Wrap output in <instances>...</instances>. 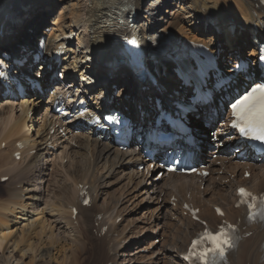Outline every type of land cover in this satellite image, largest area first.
<instances>
[{
  "label": "bare ground",
  "instance_id": "bare-ground-1",
  "mask_svg": "<svg viewBox=\"0 0 264 264\" xmlns=\"http://www.w3.org/2000/svg\"><path fill=\"white\" fill-rule=\"evenodd\" d=\"M18 1L23 3L18 4L20 3ZM146 1L148 0H89L90 3L86 4L82 14L74 12L73 23L69 25L65 21L67 17L64 13L56 12L57 14L53 16V9H51L47 0H0V3L13 2L18 4L16 5V11L19 13L13 16L17 12H10L8 15L0 17V49L8 48L15 43L18 44L19 35H29L31 38L35 37L38 34L35 26L51 18L50 28L52 30L55 29V32H57L54 40L57 43L68 44L67 48L72 47L73 51L72 62L68 61L71 55L64 57L65 61L62 63V66L65 68L71 62L73 70L76 73L80 74L79 72L81 71V77L89 75L90 71H92V73H95L99 77V87H103L109 85V83L102 85V83L108 82L107 72L100 73L98 70H94L98 68H93V65L91 66L89 61H94L98 56L97 49L100 48L102 36L97 34L99 32H97L98 29L95 27V24L97 20L105 16V13H112L114 16L120 15L128 22L127 13L120 11V9L122 7L136 6L137 9L141 8L142 10L139 16L143 15L145 10L148 14L149 21L147 23L144 21L139 23L136 19L138 27L141 28L145 36L162 34L167 30H172L177 34L183 35L185 38L201 41L208 46L210 44L218 47V43H221L220 48L224 49V54H230L231 57L235 53H240L244 47L249 46L248 36L252 34L251 22L262 20L260 15H253L258 0H175V2L172 1L174 2L172 4L182 10L183 16H181V19L175 18L180 14V10H178L169 19L163 20L161 17H158L160 22H154L153 20L156 17L153 16L154 13L156 12L159 15L161 13L160 8L162 5L165 8L168 0H150L149 7L144 8L143 6L146 4ZM263 9V7H260L256 10L262 11ZM148 10H153V13H148ZM119 11L120 13L118 14ZM209 12H216L219 15L220 20L217 22L218 24L215 28L220 32L217 34L209 31V29L206 30V24L209 20L205 22L203 17ZM25 15H28V19L25 18L22 23L15 21L17 16L23 17ZM39 16H41V19H38ZM44 18L45 20L43 21ZM159 26L160 28H157ZM27 27L34 29L28 34L26 32ZM72 35L77 38V43L75 42L76 46L73 44ZM48 39V43L53 45L54 43L51 39ZM249 49L251 51L250 56L255 57L256 50ZM80 62L88 64L85 70H83ZM39 65L42 64L40 63ZM172 66L169 62L164 61L157 65L156 69L160 72L163 69H165V72H169ZM121 73L125 74L126 85H129L132 80L128 77L127 70L121 68L114 75L117 77ZM172 78L175 79V77ZM71 84L72 81L69 85ZM140 84L147 85L142 81H140ZM178 84L175 80H171L167 86L159 85L161 87L159 94L166 99V90H169V92H178L179 97H182L187 89L179 87ZM94 87L92 86V88ZM164 87L166 89H163ZM127 88H124L123 91L127 92L129 89ZM95 90L97 89H92V95L95 100H98L100 95L98 92H94ZM145 95V92L137 93L138 102L143 106V115L141 116L139 111L133 108L135 117L138 118L141 124L149 120L147 117L148 110L145 107L147 103L146 99L141 98V96ZM32 102L34 105V100L26 97L18 100L15 99L14 101L0 98V145L4 144L3 147L0 146V178L7 176V179L4 181L5 200L3 199L4 201L0 202V264H11L10 261L13 259V256L10 258L5 257L6 259L3 257L5 249L8 250V248L12 247V251L15 250L20 254V257H24L29 253L33 255L35 251L37 254L41 248L40 246H35V242H33L34 244L31 242L21 243L20 237H17L19 240L14 239L12 246L7 247V239H9L8 237L11 235V232L6 233L4 227L17 217H20L18 213H21L26 208L21 194L26 191L27 198L36 199L34 200V203H36L38 199H41L40 190L44 182H46V187L49 186V183H53V190L49 191L48 195L44 196L43 199L48 210L59 218L57 220L59 226L54 222V224L52 223L53 225L50 227L51 232L46 237L49 246L45 244L40 249V253L37 256L42 260L38 264H50L51 261L55 264H118V262L119 264H136L137 261L139 262L138 264H143L144 260L152 264L157 260L158 255H155L157 249L154 250V243L147 239L145 232L148 234L158 233V217L154 212L156 210L160 211L161 208L168 210L169 220L171 216L174 217L171 222L176 226L177 234L180 235V241L178 243L176 241L172 242L171 248L166 249V252L165 249L160 251L159 256L164 258L168 263L185 264L180 258V254L185 251L190 241L189 239L193 236L194 232L202 227L200 224L191 221L188 213L177 207V204H166V199L168 200L171 196H174L177 200L182 201V199H185L189 195L191 201L200 209L199 216L205 220L211 223L219 222L220 217L215 215L213 206H222L225 209L226 217L232 222H236L239 211L232 206L236 198V187L244 185L255 192L264 189V159L253 163L248 161L240 163L236 154L231 153L228 155L229 153L226 150L218 151L220 154L207 163L209 173H211L215 169L214 161L218 160L220 162L219 168L215 169L216 176L219 178L220 197L212 204H209V202L206 204L203 201L204 193L203 189H200V185L205 181V185L209 186L214 177H206L205 180L204 178L199 180L198 177L193 175L179 176L168 174L166 177L161 176L159 182L146 180L143 183L145 176L134 167L139 159L135 149L127 148L126 150H121L112 147L107 142L99 143L87 132H71L67 130L68 136L58 137L55 145L52 144L50 148L35 147V153L29 155L28 150L33 147L30 145L31 139L28 134L30 128L29 124H27L29 121L27 119L28 113L32 108L30 106ZM131 104L133 105L134 103ZM35 105H37L36 102ZM116 105L117 103L115 102ZM209 111L210 108L207 107L199 109L197 113L203 118L206 117L205 115ZM226 129L227 121H221L214 130L218 134H222L226 132ZM36 134H39L38 128ZM18 140L23 146L28 144V147L27 149H20V158L14 160L12 154L18 150L15 148V143ZM72 143L75 145L72 146ZM196 145L198 147L196 149V157L203 160V157L207 154L204 153L205 144L200 140ZM213 149L214 147L211 146L210 150ZM70 150H74L75 153L73 154L75 156L79 155L81 158L70 160L72 162H69V167L66 169L65 165L67 161L64 164L62 161L64 158H71ZM79 151H83L87 155V157L84 155L86 158L85 163ZM48 160H50L51 164H47V167H45L44 164ZM245 164L249 166V178L242 177L243 166ZM53 165L60 167L63 171L62 176L55 175L54 178L53 175L50 176L53 171ZM83 166H86L85 171L81 174H75ZM229 166L231 168H228ZM238 168L240 169L239 172ZM46 177L47 179H45ZM227 178L228 182L221 184V181ZM114 181H121L120 186L116 189L111 186ZM79 185H87L92 193L93 202L90 207H82L79 204L80 201L77 196ZM152 195H155L154 200H151ZM139 196L140 199L137 202L134 201ZM159 198H161V202H158ZM145 200H149V202L151 200L154 206H140ZM127 202L129 204L131 202L132 208H136V205H138L143 210L139 223L130 219V212L133 209L131 211L126 210L128 208ZM73 206H75L78 212L75 219L71 218L72 213L70 212ZM100 214H102V217L98 218L97 215ZM117 218L121 220L116 222ZM26 225L24 226L26 227ZM105 225L107 226L106 231L103 234L99 233L101 227ZM37 226L39 225L37 224ZM29 227L31 226L29 225ZM29 230L30 228L27 229V234H29ZM22 232H20L21 235L24 234ZM246 232H251V234L243 238L236 252L237 255L230 260L229 264H264V227H250L245 229L243 234ZM36 235H39V233ZM21 238L23 237L21 236ZM35 247L38 248L34 250ZM173 249H175V253ZM65 250L68 255L66 257L62 256L60 259V255ZM77 254H79V258L81 259L77 258ZM46 256L48 259L46 258L47 260L44 261L43 257L45 258Z\"/></svg>",
  "mask_w": 264,
  "mask_h": 264
},
{
  "label": "rangeland",
  "instance_id": "rangeland-1",
  "mask_svg": "<svg viewBox=\"0 0 264 264\" xmlns=\"http://www.w3.org/2000/svg\"><path fill=\"white\" fill-rule=\"evenodd\" d=\"M47 1H49V4H50V7H51V9H53L52 10V12H53V16H54V14L56 15L57 13H64L65 14V16L67 17L66 18V23L67 24H72L73 23V14H74V12H78V13H80V14H82L83 12H84V9H85V6H86V4L89 2V0H47ZM150 0H148V1H146V4H145V8L146 7H149V5H150V2H149ZM172 1H174L175 2V0H168L167 2H166V4H165V8H163V5H162V7L160 8L161 9V13L158 15L156 12L154 13V17H155V20H153L154 22H160V20L158 19V17H161V19H163V20H166V19H169L170 18V16H172V14H175L176 13V11H178V10H180V8H178V7H175L172 3H174V2H172ZM176 1H181V0H176ZM56 2V3H55ZM148 2V3H147ZM60 3V4H59ZM90 3V2H89ZM176 10H175V9ZM55 9V10H54ZM174 10V11H173ZM71 11V12H70ZM173 11V12H172ZM57 12V13H56ZM73 12V13H72ZM153 13V10H148V13ZM72 13V14H71ZM181 16H183V13H182V10H180V14L179 15H177V17H175V18H180L181 19ZM41 16H39L38 17V19H41L40 18ZM50 19L51 18H48V20H45V18L43 19V23H40L38 26H35V28H38L37 29V31H38V34L39 33H43L44 32V29L43 28H45V27H50V25H51V21H50ZM157 19V20H156ZM137 21L139 22V23H142L143 21L144 22H148L149 20H148V14H147V11L145 10L144 11V13H143V15H140L139 16V18L137 19ZM196 24H199V23H196ZM79 25H81V24H79ZM200 25H202L201 23H200ZM157 28H160V26L159 27H157ZM56 30L54 29V30H52L51 32H49V33H46V36H48V38H50L51 39V41L52 42H54L55 40V37H56V35H57V32H55ZM71 38H73V44H75L76 45V43H77V38H76V36H74V35H72L71 36ZM76 42V43H75ZM246 48H248V47H245L244 48V50L246 49ZM73 59V58H72ZM85 63H83L82 64V66H83V68H85V66L86 65H84ZM98 72H100L101 73V71H100V69H98ZM105 72V71H104ZM123 73V72H122ZM120 74V75H118L119 76V80H117L116 82H114V83H117V82H119L120 84H119V87H121V89L122 90H124L123 88L126 86H124V82H125V84H127V80H125V74L123 75V74ZM123 78H124V80H123ZM127 87V86H126ZM125 87V88H126ZM129 88V87H128ZM139 92H144V91H142V90H139L137 93H139ZM35 102H36V104L37 105H35ZM40 101L39 100H34V105H33V102L30 104V106L31 107H35V108H37V109H33V114H32V116H31V132H33V128L35 129V127H37L38 126V121H39V126H40V122H41V115L40 116H38L39 118H38V120H36L37 119V114H39L40 112H41V109H42V103H41V105H40V107L38 108V103H39ZM31 110H32V108H31ZM33 118V119H32ZM201 118V117H200ZM214 123V121H211V123ZM210 123V124H211ZM220 123V122H219ZM30 125V124H29ZM212 126H214V125H212ZM216 126H217V124H216ZM215 126V127H216ZM214 127V128H215ZM39 129V133H40V128H38ZM37 130V129H36ZM202 131H204V130H202ZM204 133L206 134L207 132L206 131H204ZM204 138H206L207 139V136H205ZM202 139V142H203V144H205V150H204V153H207L208 151H211L210 149H211V146L209 145V143H207L206 142V140L205 139ZM225 151V150H224ZM70 155H71V158L70 159H63V160H65V161H67L66 162V169H68V165H69V162L71 163L72 161H70V160H74V159H80L81 157L79 156V155H74L73 153H75V151L73 150H70ZM228 152V151H227ZM79 153L82 155V158H83V160H84V163L86 162V158L85 157H87V155H85L84 153H83V151L81 152V151H79ZM229 154L228 155H230L232 152H228ZM73 155V156H72ZM84 155H85V157H84ZM205 156H206V154H205ZM205 156L203 157V160H204V158H205ZM73 157V158H72ZM235 158V157H234ZM212 159V158H211ZM234 160H236V159H234ZM239 161V160H238ZM208 162V161H207ZM240 162V161H239ZM47 164H51L50 163V160H48L44 165H45V167H47L46 165ZM54 166V165H53ZM219 166H220V164L218 165V166H214V168L216 169V168H219ZM51 167V166H50ZM50 167H48V169L49 170H51V168ZM240 167V166H239ZM228 168H231L230 166L228 167ZM235 168H237L236 166H235ZM85 169H86V166H83L82 168H79L78 169V171L75 173V174H81L82 172H84L85 171ZM214 169V171H212L211 173H209L206 177H214V179L212 180V182L210 183V185L209 186H207V185H205L206 184V182L205 181H203L202 182V184L201 185H203L202 186V189H203V196H204V200L203 201H205V203L207 204L208 202H209V204H212L214 201H217L218 199H219V197H220V188H219V186H218V177L216 176V173H215V170ZM69 171V170H68ZM218 172V171H217ZM218 173H220V172H218ZM62 174H63V171L60 169V167H56V166H54L53 167V171H52V174H50V176H52L53 175V178H54V176L55 175H59V177L60 176H62ZM221 174V173H220ZM206 177H204V180L206 179ZM229 178V177H228ZM228 178H227V182H228ZM45 179H47V177L45 178ZM44 179V180H45ZM217 179V180H216ZM58 180V179H57ZM223 180H226V179H223ZM111 181V180H110ZM205 182V183H204ZM223 183H225V181H223ZM4 182H0V202H2V201H4L5 200V192L6 191H4L5 189H4ZM120 184H121V181L120 182H118V181H114V183L113 184H111V186H113L112 188H114V189H116L118 186H120ZM226 184V183H225ZM221 185V184H220ZM53 183L51 182V184L49 183V186H47L46 187V182H44L43 183V186L41 187V199H38L37 201H36V203H34V200H36V199H34V198H27V192L26 191H24L22 194H21V198L23 199V201H24V204H26V208L25 209H23V211L21 212V213H18L19 215H20V217H17L16 219H14V221H12V222H9L8 223V225H6L5 227H4V230L6 231V233H9V232H11V235L8 237L9 239H7L8 240V243H7V247H10V246H12V242L14 241V239H17V237H20V239L22 240L21 241V243L23 242V244H24V242L25 243H27V242H31V243H33V242H35V246H40L41 248L42 247H44L45 246V244L46 245H48L49 246V243H47V239H46V237H47V235H49V233L51 232V226L55 223L57 226H59L58 225V223H57V220L59 219L58 217H56V215L54 214V213H52V212H50V210H48V208L46 207V204L44 203V196H47L48 195V193H49V191L51 192V190H53ZM218 188V191L216 190L217 188ZM107 188V187H106ZM105 189V188H104ZM119 189H120V187H119ZM200 189H201V187H200ZM26 194V195H25ZM30 194H32V192H30ZM100 198V197H99ZM154 198V195H153V197H152V199ZM207 198V199H206ZM4 199V200H3ZM25 199V200H24ZM33 199V200H32ZM140 199V197H136V199L134 200V201H138ZM159 201H161L160 199H159ZM33 202V203H32ZM28 203H30V204H28ZM128 204H127V209L126 210H128V211H131L132 209V212H130V219H132V220H135V222H137V223H139L140 221H139V219H141V217H140V215H141V212L143 211L141 208H139V206L138 205H136V208L134 207V208H132V206L133 205H131V202H130V204H129V202H127ZM167 203V202H166ZM143 205H152V206H154L153 205V202L152 201H144V202H142L141 204H140V206H143ZM213 206V205H212ZM167 211V212H166ZM128 213V212H127ZM155 215H157V217H158V225H159V227H158V229H157V232L158 233H156V232H154V233H152V234H148L147 232H145V235H147V239L148 240H150V241H152L153 243H154V250H156V252H155V255H158V257H157V260L155 261V262H153L152 264H172V263H168V262H166L165 260H164V258H162L161 256H159V252L160 251H162V250H164L165 249V252H166V249H168V248H171V244H172V242H179L180 241V235L179 234H177V229H176V226L171 222V221H173V219H172V217H171V219L169 220L168 219V210L167 209H164V208H161L160 209V211L159 210H156L155 212ZM157 213V214H156ZM164 213H165V216H164ZM34 221V222H32V221ZM54 222V223H53ZM29 223V224H28ZM36 223V224H35ZM53 223V224H52ZM25 224H27L26 225V227L24 226ZM33 226H32V225ZM37 224L39 225V226H37ZM42 224V225H41ZM29 225L31 226V227H29ZM61 226V225H60ZM35 227V228H34ZM42 227V228H41ZM8 228V229H7ZM21 228H24V229H21ZM30 228V230H29V234H27L28 232H27V229H29ZM38 230H37V229ZM22 231H25V232H22ZM20 232H22V234L23 235H21V233ZM30 232H32V233H30ZM64 232V231H63ZM37 233H39V235H36ZM43 233V234H42ZM65 233V232H64ZM33 235V236H32ZM21 236L23 237V238H21ZM25 237V238H24ZM37 237H38V241H37ZM29 238V239H28ZM17 240H19V238L17 239ZM29 240V241H28ZM37 242V243H36ZM41 242V243H40ZM44 245V246H43ZM74 247V246H73ZM38 247H35L34 248V250H36ZM40 248V249H41ZM40 249H39V251H40ZM50 250H51V248H50ZM38 251V253L37 254H39L40 252ZM173 251H174V253H175V249H173ZM67 251L65 250V252L63 253V254H61L60 255V259L62 258V256H65L66 257V255H68V253H66ZM8 254V255H7ZM37 254H36V251L33 253V255H31L30 253L28 254V255H26V256H24V257H20V254L17 252V251H15V250H13L12 251V247L11 248H8V250H4V252H3V257L5 258H10V257H12L13 259H11V264H38V262L40 261V260H42V259H39L38 258V256H37ZM36 255V257H34ZM5 258V259H6ZM33 258V259H32ZM48 259V257L46 256L45 258L43 257V260L45 261V260H47ZM77 258H79V254H77ZM156 258V257H155ZM154 258V259H155ZM59 259V260H60ZM79 259H81V258H79ZM145 262L143 263V264H150V263H148V262H146V260H144ZM31 262V263H30ZM139 262L137 261L136 262V264H138ZM50 264H55L54 262H50Z\"/></svg>",
  "mask_w": 264,
  "mask_h": 264
},
{
  "label": "snow or ice",
  "instance_id": "snow-or-ice-1",
  "mask_svg": "<svg viewBox=\"0 0 264 264\" xmlns=\"http://www.w3.org/2000/svg\"><path fill=\"white\" fill-rule=\"evenodd\" d=\"M232 108L240 133L264 142V86L258 85L253 88L248 95L233 104ZM239 193L242 197L250 195L244 189H240ZM85 203L88 201L85 200ZM249 207L251 208L253 205ZM261 207L264 209V199L261 201ZM259 215L264 218V210ZM204 237L213 245L212 251L218 252L221 257L224 255L225 246H231L230 239L223 231L215 235L206 231Z\"/></svg>",
  "mask_w": 264,
  "mask_h": 264
}]
</instances>
